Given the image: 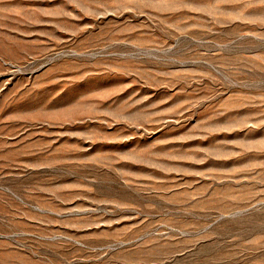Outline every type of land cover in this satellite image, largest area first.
I'll return each instance as SVG.
<instances>
[{
  "label": "rangeland",
  "instance_id": "rangeland-1",
  "mask_svg": "<svg viewBox=\"0 0 264 264\" xmlns=\"http://www.w3.org/2000/svg\"><path fill=\"white\" fill-rule=\"evenodd\" d=\"M0 264H264V0H0Z\"/></svg>",
  "mask_w": 264,
  "mask_h": 264
}]
</instances>
